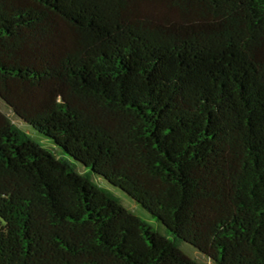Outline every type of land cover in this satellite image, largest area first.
I'll list each match as a JSON object with an SVG mask.
<instances>
[{"label": "trees", "instance_id": "trees-1", "mask_svg": "<svg viewBox=\"0 0 264 264\" xmlns=\"http://www.w3.org/2000/svg\"><path fill=\"white\" fill-rule=\"evenodd\" d=\"M0 101V264H264V0H0Z\"/></svg>", "mask_w": 264, "mask_h": 264}, {"label": "rangeland", "instance_id": "rangeland-1", "mask_svg": "<svg viewBox=\"0 0 264 264\" xmlns=\"http://www.w3.org/2000/svg\"><path fill=\"white\" fill-rule=\"evenodd\" d=\"M4 106L2 104V102L0 101V109H3ZM4 110V109H3ZM9 116L13 117V114H9ZM15 121L19 124L20 128L22 130H24L25 132H27L34 140H36L39 143H42L43 145H45L46 147H50V148H54L53 144L46 140L43 136H41L40 134L37 133V131H35L33 128L25 125L24 123H21L19 120L15 119ZM59 153L62 154V150H59ZM77 168L79 170H81L82 166L75 163ZM124 196V195H123ZM124 200H126L127 203H129L131 206H135V204L133 203V201L131 199H129L128 197L124 196ZM136 207V206H135ZM138 215H140L143 219H145L146 221H148L149 223L153 224L155 227H159V224L155 222L154 219L151 218V216L144 210L142 209H138Z\"/></svg>", "mask_w": 264, "mask_h": 264}]
</instances>
